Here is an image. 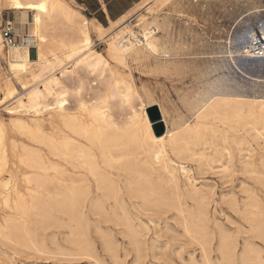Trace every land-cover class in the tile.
Segmentation results:
<instances>
[{
  "label": "bare ground",
  "instance_id": "obj_1",
  "mask_svg": "<svg viewBox=\"0 0 264 264\" xmlns=\"http://www.w3.org/2000/svg\"><path fill=\"white\" fill-rule=\"evenodd\" d=\"M164 1L163 6H170L185 18L200 17L213 3H223V11L238 21L241 33L230 35L222 31V24L211 21L205 34L190 22L180 23L163 15L149 18L141 14L133 25L126 19L128 13L112 21L113 25L125 20L127 24L108 33L110 27L94 22L65 0H0L1 9L14 12L16 26L32 25V33L23 35L25 43L9 50L6 71L0 56V81L7 97L17 98L6 106L9 114L18 115L12 122L33 142L19 147L13 141L9 150L0 120V204L5 207L0 211V238L26 248L38 246L37 251L43 252L48 246L42 239L46 234H40L39 228L51 222L53 210L67 215L73 228L70 232L76 236L89 223L90 214H99L113 216L125 225L140 256L146 242L130 206L147 210L173 207L181 215L188 207L180 189L177 164L170 154L179 159L199 156L213 162L214 158L207 155L209 149L217 160L231 158L232 150L243 157L242 152L247 150L251 155L246 153L250 159L244 158L245 169L259 173L252 141L264 148V0ZM260 17L261 23L251 24ZM93 33L107 41L108 56L120 65L151 61L154 70L181 79L191 76L195 84L178 88L179 104L170 113L151 91L136 90L127 78L110 81L115 73L104 52L95 49ZM260 39L263 42L257 47ZM107 83L109 92L104 94L102 85ZM153 104L159 106L166 125L163 135L156 134L154 121L146 111ZM117 106L126 111L123 122L115 116ZM181 168L185 171L184 166ZM259 178L264 180V176ZM193 190L198 217L196 220L191 211V216L183 215V222L200 245L202 264H264V254L254 242L245 239L237 251L238 243L224 233L219 236L218 255L213 259L215 235L207 225V195ZM25 192L31 195L30 201L24 198ZM254 207L258 211L248 217L254 222L257 238L264 239V208ZM73 242L83 252V241ZM193 256L188 260L195 263L199 258Z\"/></svg>",
  "mask_w": 264,
  "mask_h": 264
},
{
  "label": "rangeland",
  "instance_id": "obj_2",
  "mask_svg": "<svg viewBox=\"0 0 264 264\" xmlns=\"http://www.w3.org/2000/svg\"><path fill=\"white\" fill-rule=\"evenodd\" d=\"M65 1H67V3L71 7H74V9L78 10L80 13L87 16L86 9L80 6L77 2H75L74 0H65ZM164 2H165L164 0H143L141 3L135 5V7L130 11L131 13L129 12L127 14L126 19L131 21L133 25H136V23H138L139 21L138 19L142 15H145V17H149V18L151 16L158 15L161 17L163 15L162 17L171 16L170 17L171 19H174L180 23L190 22V24H194L202 33L205 32V34L208 33V28L211 24L210 23L211 21L218 25H221V24L226 25L225 27L221 25L222 31H225V32L228 31L230 35L241 33V30H239L240 25L238 21L235 20L234 18H231V16L228 17V15H226V13L223 11L224 9L222 5L223 3L221 4L220 2L213 3L211 9L210 8L207 9L204 12L205 15H202L200 17H197L195 15L192 17L186 16L185 18L183 16H180L177 12L173 11L170 6H163L162 4ZM226 7L232 9V7L228 4H226ZM121 9L123 8H119V7L116 8V12H119ZM0 10H3V9L0 8ZM7 12H9L11 19L14 21V18H15L14 12L11 10H7ZM168 12L170 13V15L168 14ZM27 17L28 19H30L29 21H31L32 15L29 14L27 15ZM260 19L262 18L260 17L256 20L254 19L251 22V24L254 26H257L256 23L260 22ZM93 21L97 22L95 18H93ZM125 21H120L119 24L117 23L115 25H113L112 22H109V24L107 25V27H110L108 33L110 32L113 33L114 31H117L120 27H124L127 24V22ZM20 25L21 24H17V27L20 28ZM22 26L23 25H21L22 30H20V32L22 31L21 35L23 34L29 35L30 33H32L31 24H26L23 27ZM135 30L139 31V28L136 26ZM216 33L218 35V32H213L212 35H216ZM93 39H94L95 49L104 52V55L109 60L111 70L115 73L114 77L110 78V81H114L115 79H119V78H123V79L127 78L126 80H129L136 90L142 93L146 91H149V92L151 91L150 93L154 95V97L156 98L158 102L163 104L165 107L167 106L166 108H168L170 113L173 112L176 105L179 104V101H177L178 100L177 94H178L179 89L185 88L187 86H191L190 84H195L191 76H188V77L186 76L181 79L180 76L177 77L176 75H170L166 73L165 75L164 73L154 70L153 68L154 62L152 63L151 61L144 65L130 61L129 67L120 65L119 63H117L115 60L111 59V57L108 56L107 51H106L107 41L105 39H99L97 34L95 33H93ZM211 39L214 41H217V38L215 37H211ZM2 55H4V53ZM34 57H35V53L33 52V58ZM7 65H8L7 62L2 61V66H3L4 71L7 70L6 68ZM147 70L148 71L151 70L152 72L150 71L151 73L149 72L147 73ZM2 82L3 81H0V120L2 121L4 125L6 139H7L6 140L7 147H9L8 149L11 150L13 141L15 142L17 141L19 147H21L23 143L33 144V142L26 135L20 133L16 129L14 122H12L13 120L11 119L18 115H13L11 113L9 114V112L6 109V106L15 102L17 98L7 97V95L3 91ZM16 86L18 90L21 91V87L19 86L18 83H16ZM107 87L109 88L108 83L102 85V89L105 90L104 94H107L109 92V89ZM19 91L17 93H19ZM149 107H147L146 109L148 116H149V113H148ZM114 113L118 119L122 120V122L123 120L126 119V116H127L126 111L123 110L121 107L119 106L115 107ZM162 117L163 116L160 113V118H157L155 120L153 128L156 127L160 131L162 129L166 131V125ZM252 145H253L252 148L254 149L253 155L254 154L256 155V157L255 155L253 157L254 159H256L255 160L256 164L260 165V166L259 165L257 166L259 169V173H252L245 169L243 160L244 158L245 160L246 158L250 159V157L247 156V154L249 153L247 150L242 152L243 155L245 154V156L242 155L243 157L237 154L239 153V151L232 150L233 154L231 158L230 156H227V157L225 156L217 160V158L214 157V153L212 149H209L207 150V155L209 158H212V157L214 158L215 161L213 160V162L212 161L209 162L207 160L205 161V159H199L200 158L199 156H192V157L188 156L184 159H179L175 155L170 154V157L174 159L175 164H177L176 166L178 167L177 175L179 178V184H180V187L181 186L183 187V188L181 187L180 189H181V192L183 193V197L185 200L184 202L186 206H188L187 207L188 210L186 208V213H184L183 215L188 217L187 214L191 213L192 211L194 218L198 217L196 214V209H195L196 200H194V198L192 197V194L194 191L193 189H197L201 194L207 195L206 196L207 201H208L207 210H209V211L206 210L207 211V225L210 231H212L215 235V238L212 240V247L214 249L212 252V257L214 260H216L217 255H218V252H217L218 243L217 242L219 240V236L221 233L226 234L228 237H230L233 240L235 239V241L238 243L237 251L242 248V245L244 243L243 241H245V239H249L252 242H254L255 246L260 248L262 250V253L264 254V241H263L264 239H261L260 237L257 238V235H255L253 231V227H252L254 222L251 221V217H248V216H253L252 214L258 211L256 207H254V205L257 204L259 208L260 207H262V209L264 208V198H263L264 197V182H263L264 180L262 179L260 180V178L257 179L258 177L264 176V174L262 175V173H264V165H263L264 164L263 163L264 148L261 149V146H259L255 140L252 141ZM235 155L237 156V158H235ZM248 155H251V152ZM238 156L240 157V159L241 158L242 159L240 160ZM260 157L262 158L260 159ZM257 158H259L260 160ZM208 162L209 164H211L210 167H209ZM223 164L226 166H224ZM182 166L185 167V171L182 170L181 168ZM226 167L228 168L227 169L228 171H226ZM24 170L25 169H23V171ZM187 174L189 177H187ZM189 182L191 185L189 184ZM260 182H262L263 184L262 183L260 184ZM23 190L25 189L23 188ZM254 191L256 192V194ZM25 194L26 196L24 195V198L27 199L26 201H30L31 195L29 194L30 195L29 197L27 192H25ZM254 195H256L257 197ZM27 197H29V200ZM247 198H250V200ZM44 199H46V201L48 200L46 195L44 196ZM257 199L261 201H258ZM1 200L3 201V199ZM127 201L131 205V200L129 198H127ZM262 202L263 204L261 206ZM249 203H253V204H249ZM245 204L246 206L244 207ZM0 206H1L0 211H4L5 207L2 206L1 204ZM250 206L253 208V209L251 208L252 210H249ZM158 208L157 206L149 207L148 210L149 209L150 210L148 211L147 208L145 209L141 206L139 207L138 205H137V208H135L132 205L130 206V213L131 215L133 214L132 217L135 218L134 222L137 223L138 225L137 228L142 230V233H144L143 239H145V242H146L142 247L144 249L142 250L143 253H141L140 256L136 254L137 250L134 244L132 243L131 239H129L130 237L128 235V231L125 225L116 221V219H114L113 216L109 217V216H104V215H99V214H96V215L90 214L89 219L90 218L91 219L89 220V223L87 225H84L85 227L79 230L78 235L76 236L70 232L72 231L73 228L71 226V223L69 222L67 215H65L62 212L53 210L52 211L53 220L51 219V222H50L51 224L49 223L50 225L48 224L47 226H45V228L44 227L39 228L40 234L41 233L46 234L45 235L46 238H42V239H44L43 240L44 245L46 244V247L48 246L47 251L39 252L37 251L38 246L37 248L34 246H27L26 248L22 245H18L14 242L6 241L5 239L0 238V254H1L0 264H202L201 262L202 261V257H201L202 251L199 249L200 245L198 242L195 241L196 239L194 240V238L191 236L192 233H189L185 229V225L183 222L185 216L179 214V212L173 207L165 208V209L162 207H158ZM166 209H169V210H166ZM254 209L256 211H254ZM250 211H252V213ZM191 214L189 215L191 216ZM152 216L154 219L151 218ZM107 217L111 219L109 218L107 219ZM195 219L197 220V218ZM73 239L77 241L78 240L83 241L82 242L83 247H84L83 252H80L78 250V245L73 242ZM112 246L114 247V249H112L113 248ZM2 251L3 252L6 251L7 254L5 255L6 252L3 253ZM79 253L81 255H79ZM2 255H4L5 257L4 256L1 257ZM191 256H193L195 260L198 258L199 259L196 260L195 263H193V261H190L192 260ZM6 257L7 259H5ZM139 257H142V258L140 259ZM113 258H114V261H113Z\"/></svg>",
  "mask_w": 264,
  "mask_h": 264
},
{
  "label": "crops",
  "instance_id": "obj_3",
  "mask_svg": "<svg viewBox=\"0 0 264 264\" xmlns=\"http://www.w3.org/2000/svg\"><path fill=\"white\" fill-rule=\"evenodd\" d=\"M80 6L86 9V12L91 14L92 16H88L90 19L95 18L97 22L99 21L102 23L95 15L101 11L103 12L104 16L103 19L106 22L107 27L109 22L115 21L124 14L129 13L135 5L141 3L143 0H74ZM123 8L119 12H116V8ZM111 9V12L109 9Z\"/></svg>",
  "mask_w": 264,
  "mask_h": 264
},
{
  "label": "built area",
  "instance_id": "obj_4",
  "mask_svg": "<svg viewBox=\"0 0 264 264\" xmlns=\"http://www.w3.org/2000/svg\"><path fill=\"white\" fill-rule=\"evenodd\" d=\"M23 35H21L20 29L14 24L9 12H7V10H0V56L3 62H6V60L9 59V50L11 48L25 43L24 37L26 36L23 37ZM262 42L263 41L260 39L257 43V47H259V44ZM255 51L258 52V49ZM2 53H4V55H2Z\"/></svg>",
  "mask_w": 264,
  "mask_h": 264
},
{
  "label": "water",
  "instance_id": "obj_5",
  "mask_svg": "<svg viewBox=\"0 0 264 264\" xmlns=\"http://www.w3.org/2000/svg\"><path fill=\"white\" fill-rule=\"evenodd\" d=\"M148 109H149V110H148V113H149L150 119H151L152 121L155 122V120H156L157 118H160V111H159V108H158L157 105H152V106L149 107ZM154 129H155L157 135H162V134H164V132H165L164 129H162L161 131L158 130L156 127H155Z\"/></svg>",
  "mask_w": 264,
  "mask_h": 264
},
{
  "label": "trees",
  "instance_id": "obj_6",
  "mask_svg": "<svg viewBox=\"0 0 264 264\" xmlns=\"http://www.w3.org/2000/svg\"><path fill=\"white\" fill-rule=\"evenodd\" d=\"M109 9V11L111 12V9L110 8H108ZM86 14L88 15V16H92L91 14H89L88 12H86ZM104 25H106V22L104 21V19H103V16H104V14H103V12H101V11H99L96 15H95Z\"/></svg>",
  "mask_w": 264,
  "mask_h": 264
},
{
  "label": "snow or ice",
  "instance_id": "obj_7",
  "mask_svg": "<svg viewBox=\"0 0 264 264\" xmlns=\"http://www.w3.org/2000/svg\"><path fill=\"white\" fill-rule=\"evenodd\" d=\"M19 7V5H17ZM29 7H35L34 5H29ZM40 8H43V5H39Z\"/></svg>",
  "mask_w": 264,
  "mask_h": 264
}]
</instances>
